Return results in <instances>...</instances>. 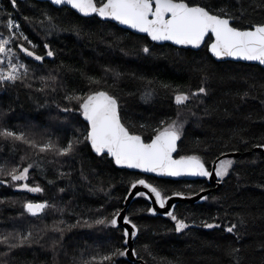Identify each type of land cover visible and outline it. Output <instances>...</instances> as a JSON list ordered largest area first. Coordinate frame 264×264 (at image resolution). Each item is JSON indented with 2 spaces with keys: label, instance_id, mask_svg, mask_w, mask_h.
<instances>
[{
  "label": "trees",
  "instance_id": "16d2710c",
  "mask_svg": "<svg viewBox=\"0 0 264 264\" xmlns=\"http://www.w3.org/2000/svg\"><path fill=\"white\" fill-rule=\"evenodd\" d=\"M196 2L227 8L238 17L236 23L241 28L264 23V0ZM44 13L51 15L53 23L64 30L46 34L39 24L41 20L46 21ZM8 19L20 25L11 31H23L36 45L33 48L22 39L9 45L29 66V75L35 73L37 78L56 75L57 80L49 81L50 87L44 93L36 91L42 86L39 79L32 80V89L0 85V129L24 131L39 143L49 137L53 141L67 139L70 132L76 129L78 132L83 126L85 129L87 122L77 112H61L57 104L68 106L63 100L65 93L87 94L88 77H95L102 82L101 87L118 95L122 118L126 117L145 138L161 120L175 118L180 112L182 118L188 117L184 134L178 141L180 155L203 156L209 170L221 153L233 152L239 156L232 157L236 163L229 176L221 185H215L208 179L158 178L117 166L110 157L95 154L87 142L79 146L73 158L56 156L53 152L36 156L23 143L13 144L0 138V165L8 170L11 161L23 155L30 158L24 162L34 164L29 183L40 185L44 197H55L57 208L64 210L63 215L49 210L50 217L44 219L45 213L37 217L28 215L19 207L18 197L11 196L9 186L0 184V235L31 230L37 236L43 235L40 230L46 225L51 227L60 220L65 221L60 226L67 228L76 225L77 220L91 223L101 218L100 213L111 217L117 209H124L131 182L146 179L164 189L167 195L183 192L185 196H193L202 189H211V192L207 200L176 204L174 214L192 225L180 233L175 231V222L170 217L149 213V200L136 196L127 208V217L139 228L134 242L137 259L115 257L114 264H143L139 260L144 264H234L236 260L240 264H264V154L254 150L256 145L264 143V66L216 60L205 46L194 50L155 43L148 36L114 22L95 15L86 17L69 7H55L39 0H17L16 7L10 0H0V32L5 38L9 35L4 27ZM20 43L45 59L36 61L26 56L19 49ZM45 44L54 51V57L46 55ZM144 46L151 49L149 54L142 51ZM109 68L122 75L113 77L105 72ZM202 83L208 95L193 99L189 108L197 115L188 116V109L178 108L174 103L173 94L194 92ZM51 87L56 91H51ZM96 87L92 85L93 90ZM149 87L154 89V95L145 102L142 95ZM140 124L150 127L142 129ZM61 173L68 175L61 176ZM8 178L0 176V180ZM32 200L45 201L38 196H32ZM241 216L245 219L243 226L239 225ZM202 221L218 223L221 227L208 229ZM229 222L238 224L240 239L224 230ZM55 236L49 231L39 243L18 247L7 256L4 255L7 248L0 244V264H74V261H90L93 256H96L93 264H97L102 255L116 248L127 249L121 226L87 227L81 223L64 233L61 244L53 252L51 242ZM231 248H239L240 252L229 255Z\"/></svg>",
  "mask_w": 264,
  "mask_h": 264
},
{
  "label": "snow or ice",
  "instance_id": "6c2138e0",
  "mask_svg": "<svg viewBox=\"0 0 264 264\" xmlns=\"http://www.w3.org/2000/svg\"><path fill=\"white\" fill-rule=\"evenodd\" d=\"M53 5H68L77 10L84 16L95 15L103 20L117 21L121 25L128 26L139 33L147 34L151 41L163 42L170 41L175 45L192 46L200 48L204 45L210 53L216 58H235L243 61H254L260 65H264V23L253 24L247 28L237 26L238 17L227 8H213L207 3H197L196 0H50ZM13 7L17 6V0H10ZM45 20L39 21L44 27L46 34H51L53 30H64L59 25L53 23V17L48 13L43 14ZM27 20L28 18L25 17ZM4 27L9 30L7 38L0 32V85H22L28 89L33 88V79H39L41 87L36 91L44 93L49 87V81L55 82L56 75L47 77H35V73L30 76V69L27 64L19 59V54L13 51L9 45L16 43L22 39L28 44L36 47L32 41L24 34L23 31L16 33L12 29H19L18 22L8 19ZM77 34L79 32L77 31ZM47 48L46 55L54 57V51L45 44ZM21 52L28 57H33L36 61H43L44 56L37 55L35 51L25 47L23 43L19 44ZM142 51L149 54L151 49L144 46ZM106 73H111L113 77H119L122 74L113 69H105ZM89 91L87 94L77 95L73 93H65L63 100L67 101L68 106L61 107L57 104V108L63 113L78 112L87 122L85 133L74 135L72 139L60 144L53 141L49 137L45 142L39 143L35 139L24 132H16L10 128L0 129V138L5 141L21 142L33 151L36 156L42 153L53 152L56 156L75 157L79 146L87 142L93 152L102 158L110 157L115 165L127 167L130 169H140L145 173H154L159 176L181 177V176H197L211 179L213 176L220 178L219 182H223L228 177L236 161L232 158L221 159L217 157L212 162V170H209L208 161L199 154L180 155L178 153V141L184 134L185 124L188 117L181 116L178 112L175 118L161 120L158 126L152 127V134L145 138L142 133H137L135 125L127 121L126 117L121 116V103L118 95L110 93L101 87L102 82L95 77H88ZM207 81V76L204 77ZM152 84L151 81L148 82ZM92 85L98 87L93 90ZM168 88V85H161ZM51 91L55 92L56 88L51 87ZM154 95V89L146 88L142 99L145 102L151 100ZM208 89L203 85L194 92L176 91L173 94L174 103L178 108L188 109V116H196V112L189 108L193 99L199 100L200 97H206ZM245 96L248 94L245 93ZM202 103V100L200 101ZM75 104L76 107L71 105ZM207 111V109H205ZM140 128H148L149 125L140 124ZM256 147L264 148V143L256 145ZM225 155L221 153V156ZM27 156L20 157V162L8 170L0 167V176L10 177L12 186L18 189L27 190L28 192L40 193L44 189L38 184L28 183L29 172L34 168L33 163L24 166L23 162ZM67 173H61L66 176ZM81 175L85 180L88 179L81 170ZM9 181L0 180V184H7ZM137 185H142L148 189V192H138L137 196L145 197L148 200L155 201L160 208H165L168 201L172 197H184L183 192H173L167 195L165 190L149 183L145 179H138L131 182V188L135 189ZM64 191L63 188L60 189ZM104 191V189H100ZM203 191V189L201 190ZM131 195V192L129 193ZM207 200V196L201 197ZM26 212L33 217H37L45 213L46 209L59 212L63 215V209L57 208V205L50 204L48 201L32 202L27 201L23 205ZM174 209L175 206L173 205ZM148 212L155 215L157 209L149 208ZM122 210L117 209L111 217L104 216L89 221L77 220L76 225H69L67 228L61 227L65 221L60 220L54 222L51 227L45 226L41 229L43 235L33 236L31 230L26 233L12 232L6 235H0V244L7 248L4 253L7 256L10 252L18 247L30 246L33 243H39L41 239L48 234L49 231L57 234L52 239V250L56 251L58 245L63 240L64 233L72 227L83 223L84 226H102V227H119L121 220L124 224L131 225L133 230L131 233L127 227L123 228L124 244L127 245L130 236L134 237L139 228L127 216H121ZM172 221L175 222V231L177 233L189 229L192 225L184 218H179L173 211L165 213ZM245 223L244 217L239 218V225ZM205 228H220L221 224L208 223L202 221ZM227 233L232 234L236 239H240V230L237 223L229 222V226L224 229ZM239 248H231L229 255L239 253ZM128 251L116 248L110 254L102 255L97 264H114L115 257L127 256ZM96 256L90 261L81 260L74 261V264H93ZM234 264H240L239 260Z\"/></svg>",
  "mask_w": 264,
  "mask_h": 264
},
{
  "label": "water",
  "instance_id": "95a60500",
  "mask_svg": "<svg viewBox=\"0 0 264 264\" xmlns=\"http://www.w3.org/2000/svg\"><path fill=\"white\" fill-rule=\"evenodd\" d=\"M39 1H44V2H49L50 4H52L50 2V0H39ZM53 5V4H52ZM55 7H69L70 9H73L71 8V6H68V5H53ZM75 10V9H73ZM77 11V10H75ZM78 12V11H77ZM79 13V12H78ZM81 14V13H80ZM83 15V14H81ZM84 16V15H83ZM102 19V18H101ZM103 20V19H102ZM107 21H111V22H114L115 24H117L118 26L122 27V28H125V29H128L132 32H135V33H138V34H142V35H146L148 36L147 34H144V33H139L137 32L136 30L134 29H131L129 28L128 26H125V25H121L119 24V22L117 21H112V20H107ZM149 37V36H148ZM150 38V37H149ZM155 43H170L176 47H180V48H191V49H194V50H197V49H200L201 47H203L204 45H201L200 48H193L192 46H180V45H175L174 43L170 42V41H163V42H155ZM210 53V51H209ZM211 54V53H210ZM212 55V54H211ZM213 56V55H212ZM214 57V56H213ZM216 60H219V61H222V60H234V61H243V60H237L235 58H216L214 57ZM243 62H247V63H256V64H259L258 62H254V61H243ZM260 65V64H259ZM261 66H264V65H261ZM255 151H261L263 154H264V148H259V147H255L254 148ZM239 156V153H233V152H230V153H225V155L223 156H220L221 159H225V158H231V157H237ZM127 168V167H125ZM130 169V168H129ZM132 170H135V171H138V172H143L142 170L140 169H132ZM212 170V169H211ZM210 170V171H211ZM145 173V172H143ZM147 175H153L155 177H158V178H169V179H174V180H196V179H204L206 177H197V176H181V177H168V176H159L157 174H154V173H145ZM219 179L218 177H215L213 176L210 180V183L212 184H215V185H221V182H219ZM146 180V179H145ZM149 190L144 188L142 185H137V187L135 189H130L129 190V193L131 192V195H127L126 197V201H125V206H124V209L122 210V213H121V216H127V208L128 206L130 205V203L133 201V199L137 196L136 193L138 192H148ZM211 192V189H206V190H203V191H200L198 194L196 195H193V196H185L184 197H172V199H170L167 203V205L165 206V208H160L158 204L155 203L154 199L153 200H149L150 204H151V208L152 207H155L157 209V212L155 215H161V216H166V212L168 211H174V209L172 208V206H176V204L178 202H201L202 199L201 197L203 196H207L209 193ZM120 226L125 228L127 227L129 229V232L131 233L133 230L131 229V225H128V224H124L123 221L121 220L120 222ZM138 234V233H137ZM137 234L134 236V237H129L127 238L128 239V243H127V251H128V259L132 260V261H135L137 259L135 253H134V242H135V239L137 237ZM139 262L143 263V261L139 260Z\"/></svg>",
  "mask_w": 264,
  "mask_h": 264
},
{
  "label": "rangeland",
  "instance_id": "374dc122",
  "mask_svg": "<svg viewBox=\"0 0 264 264\" xmlns=\"http://www.w3.org/2000/svg\"><path fill=\"white\" fill-rule=\"evenodd\" d=\"M76 113V112H75ZM78 113V112H77ZM87 128V127H86ZM85 128V129H86ZM84 129V126L78 131V132H76L77 131V129H76V133L75 132H70L67 136L68 137H66L67 139H64L63 141L61 140V139H59V138H55V140L56 141H58L60 144H64L66 141H68V140H70V139H72L73 138V136L74 135H79V134H81V133H85V130ZM61 136H62V134H61ZM24 156V155H23ZM22 156V157H23ZM232 158V157H231ZM30 159V158H29ZM29 159H28V157H27V159L26 160H24V162H29ZM232 159H234V158H232ZM20 162V159L19 160H17V161H11V166H8V167H13L14 165H16V164H18ZM23 162V164H24V166H27V163H24ZM2 166H4V165H0V167H2ZM31 171V170H30ZM3 177H5V176H3ZM31 178V172H29V179ZM6 181H9V183H7L6 185H8L9 187L8 188H10V193H11V196L12 197H18V200H19V203H20V205H19V207L21 208L22 207V212H24V213H26V214H28L29 215V213H27L26 212V210H25V208L23 207V205L25 204V202H27V201H33L32 200V196H38V197H43L46 201H48L50 204H55V205H57V202H56V199H55V197H51L50 199H46L45 197H44V191L43 192H40V193H33V192H28L27 190H23V189H18V188H16V187H13L12 185L13 184H15V183H19V182H11V180H10V177L8 178V179H6ZM28 183H29V181H28ZM37 183H34L33 185L35 186ZM40 186V185H39ZM41 187V186H40ZM17 201V200H16ZM48 212H49V209H47L46 210V212H45V214L43 215V219L44 218H49L50 217V213L48 214ZM107 215V213H100V216L101 217H104V216H106Z\"/></svg>",
  "mask_w": 264,
  "mask_h": 264
},
{
  "label": "bare ground",
  "instance_id": "6f19581e",
  "mask_svg": "<svg viewBox=\"0 0 264 264\" xmlns=\"http://www.w3.org/2000/svg\"><path fill=\"white\" fill-rule=\"evenodd\" d=\"M204 179H208L209 180V178H204ZM209 182H210V180H209ZM124 206V205H123Z\"/></svg>",
  "mask_w": 264,
  "mask_h": 264
}]
</instances>
